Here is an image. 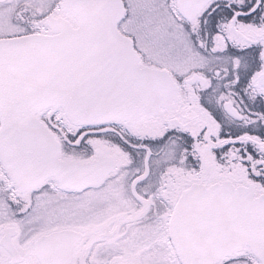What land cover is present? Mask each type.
<instances>
[{"label":"snow or ice","instance_id":"obj_1","mask_svg":"<svg viewBox=\"0 0 264 264\" xmlns=\"http://www.w3.org/2000/svg\"><path fill=\"white\" fill-rule=\"evenodd\" d=\"M0 264H264V0H0Z\"/></svg>","mask_w":264,"mask_h":264}]
</instances>
